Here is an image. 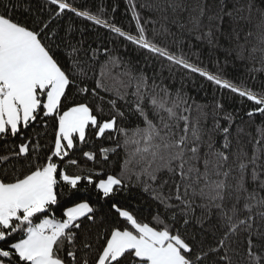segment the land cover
<instances>
[{"label": "snow or ice", "instance_id": "1", "mask_svg": "<svg viewBox=\"0 0 264 264\" xmlns=\"http://www.w3.org/2000/svg\"><path fill=\"white\" fill-rule=\"evenodd\" d=\"M45 5L46 19H17L21 0H0V140L11 142L0 155V264H264V242L252 239L264 237L254 228L257 217L264 221V89L237 86L162 43L175 36L169 24L196 32L211 46H218L219 34L235 41L229 53L264 72V0L260 7L248 0L232 10L220 0L217 12L201 0L188 24L167 15L169 9L174 15L186 11L183 0H162L156 9L167 23L151 37L135 11L132 35L68 0ZM66 11L251 102L245 116L260 118L256 135L245 133L237 124L243 117L219 102L205 129L209 113L182 90H170L107 47L73 42L71 27L57 31L53 21ZM119 102L131 106L143 126L123 127L128 117ZM214 132L222 135L219 148ZM242 134L253 144L251 154ZM107 141L114 143L105 146ZM121 148L119 172H106L110 154ZM77 154L93 165L86 175L67 171L69 165L83 170ZM133 188L157 204L147 222L123 199ZM242 232L243 255L233 243Z\"/></svg>", "mask_w": 264, "mask_h": 264}, {"label": "trees", "instance_id": "2", "mask_svg": "<svg viewBox=\"0 0 264 264\" xmlns=\"http://www.w3.org/2000/svg\"><path fill=\"white\" fill-rule=\"evenodd\" d=\"M73 7L88 11L94 15H101L102 18L107 19L109 23L115 24L122 30L136 35L137 21L133 19V12L140 14V23L145 27L149 37L153 35V29H158L161 23H167L161 19L162 13L157 11L156 5L162 0H68ZM187 6L186 11H178L177 14H173L171 9L168 10L167 15L170 19H179L180 22L188 24L189 15H196L197 12L193 11L201 0H183ZM227 5L226 10H232L233 7H239L246 5L248 0H224ZM130 3L136 5L135 9L130 7ZM207 3L213 5V11L220 10V0H207ZM256 6L260 7V0H255ZM146 5H152L153 7H146ZM45 5V0H21V7L16 12L17 19H27L29 16L32 18L39 17L40 19H46L49 15ZM54 7V6H53ZM2 11V9H0ZM247 15V13H243ZM253 17H256L255 10L253 11ZM227 20V17L225 18ZM152 21H157L153 24ZM205 18V23H206ZM57 31L63 33L66 29L71 27L73 29V42L79 39H84L85 47L89 44L94 48L107 47L110 53L116 56L122 57L126 61H130L134 68L138 71H144L149 76H155L158 83L162 82L170 90H182L183 93L190 98V103L195 102V105L201 106L202 111L209 113V118L206 123L203 124L205 129H211L212 127V112L217 102L222 103L225 109L229 112L238 113L240 117H243V123L240 119H237V124H241L245 129V133L250 132L252 136L256 135V127L260 123V118L255 120H249L245 116V112L251 106V102H243L241 98L231 93L227 89H221L219 86L208 81L205 77L200 76L198 73H192L180 66L170 65L168 61L161 60L145 50L139 49L137 46L131 44V42L123 40L122 38H116L114 33H110L107 29L94 26L91 22L76 16L72 12H65V14L53 21ZM191 27V25H188ZM172 32L175 33L174 37H168L162 43L175 55H183L190 63L201 69L218 75L223 79H226L237 86L248 87L250 89L259 91L264 89V72L252 71L253 64L249 60H240L236 58L235 51L229 53L227 49L235 48V41L229 43L224 36L217 34L218 46H211L206 40L197 39V33L186 29L181 30L178 26L169 24ZM226 27V25H225ZM82 33V35H81ZM243 35L241 33V43L243 42ZM157 42H161L157 37ZM259 54H257V57ZM256 68H259V63L255 64ZM103 95V94H102ZM100 103L99 101H93V104ZM122 110L126 112L128 119L123 122V127L132 129L137 125H142L141 117L132 112L131 106L124 105L123 102H119ZM104 108V119L108 118L109 106L107 103L101 105ZM197 113L195 106L193 110V116ZM225 122L221 120V124ZM233 134L235 135V127L233 128ZM215 146L219 148L223 142L222 135L219 132H214ZM241 141L245 145V150L249 154L253 151V144L249 143V136L246 134L241 135ZM97 145L100 141L95 142ZM114 141L105 142V146L111 147ZM235 145V140H233ZM11 147V142L5 144L0 140V155L8 153ZM124 157L123 149L121 148L118 153L110 154L109 163L112 165L108 167L105 165L106 172H112L116 174L119 172V165ZM81 161L83 170L69 165L67 171L69 174H87L86 169L93 167L91 162H85L79 154L74 157ZM264 159V154H262ZM96 167H100L97 165ZM171 185L165 186V191H168ZM251 190L252 185H249ZM264 195V192L261 193ZM126 203L130 202L132 207L140 208V216L146 222L157 208L156 202L143 193L139 188L130 189L129 194L123 198ZM163 211V209H161ZM200 214V210L197 209V215ZM57 218L61 217V212L58 209L56 212ZM215 219V218H214ZM198 227V226H197ZM259 228L264 233V221L257 217L254 224V228ZM219 235V233H217ZM247 233H240L233 238L234 247L237 251L244 254L247 247L246 244ZM253 242L257 245L264 242V237L257 239L256 236L252 237ZM209 243H214L213 238L209 235ZM259 250V249H257ZM232 254V253H230ZM240 259V257H234Z\"/></svg>", "mask_w": 264, "mask_h": 264}]
</instances>
